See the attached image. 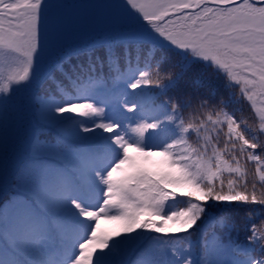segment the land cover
Wrapping results in <instances>:
<instances>
[{"label": "snow or ice", "instance_id": "obj_1", "mask_svg": "<svg viewBox=\"0 0 264 264\" xmlns=\"http://www.w3.org/2000/svg\"><path fill=\"white\" fill-rule=\"evenodd\" d=\"M0 264H264V0H0Z\"/></svg>", "mask_w": 264, "mask_h": 264}, {"label": "trees", "instance_id": "obj_2", "mask_svg": "<svg viewBox=\"0 0 264 264\" xmlns=\"http://www.w3.org/2000/svg\"><path fill=\"white\" fill-rule=\"evenodd\" d=\"M102 1L104 2V0H102ZM86 2L99 3L100 0H64V1L62 0V1L59 2V3L74 4V3H86ZM96 11H97V13H99V12L102 11V10H96ZM242 107H243V112H242V113H237V115H238V116L243 115V116L247 117L248 120H249V122L254 121V119H255L254 114L251 112V110H250V108H249L247 102H245V103L243 104ZM257 151H259V150H257ZM248 167H249V169H250V172H252V173L255 172V165H254V164H249ZM102 222H104V223L109 224V225L112 226V228H109V230H111V229H115V228L117 227V225L114 224V223L107 222V221H102ZM102 222H101V223H102ZM104 228H105V227H104ZM105 229H107V228H105Z\"/></svg>", "mask_w": 264, "mask_h": 264}, {"label": "rangeland", "instance_id": "obj_3", "mask_svg": "<svg viewBox=\"0 0 264 264\" xmlns=\"http://www.w3.org/2000/svg\"><path fill=\"white\" fill-rule=\"evenodd\" d=\"M62 0H54V2H56V3H59V2H61ZM64 1V0H63ZM99 3H103V1L102 0H100V2ZM101 226H102V228H107V229H109V228H112V226L111 225H109V224H106V223H104V222H102L101 223Z\"/></svg>", "mask_w": 264, "mask_h": 264}]
</instances>
